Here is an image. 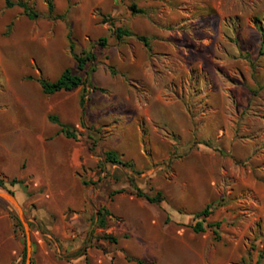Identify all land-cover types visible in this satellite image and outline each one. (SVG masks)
<instances>
[{"label":"rangeland","instance_id":"rangeland-1","mask_svg":"<svg viewBox=\"0 0 264 264\" xmlns=\"http://www.w3.org/2000/svg\"><path fill=\"white\" fill-rule=\"evenodd\" d=\"M21 1L38 15L0 0V264H264V0ZM66 67L83 108L37 80Z\"/></svg>","mask_w":264,"mask_h":264},{"label":"trees","instance_id":"trees-1","mask_svg":"<svg viewBox=\"0 0 264 264\" xmlns=\"http://www.w3.org/2000/svg\"><path fill=\"white\" fill-rule=\"evenodd\" d=\"M5 4L7 7H11L15 4L21 6L24 8L26 14L31 17L34 18L38 15L37 12L33 11L32 8L24 1L18 0L16 2H13L11 0H5ZM132 10H134L135 12H143L142 9H137L135 7V5H131ZM48 9L51 12L53 10V3L50 0L49 1V5H48ZM115 34L117 35L118 38H121L123 36L126 35H130L132 34L131 31H129L128 29H124L120 26L116 27L114 29ZM138 38L140 40H142L144 42L145 45H148V40L145 36L143 35H138ZM262 42L264 43V34H262ZM99 43L101 45H105L106 44V38L105 37H100L99 38ZM74 58L77 62V67L78 69L82 70L85 68L87 62H93L95 59V54L92 50H87V51H83L82 54H74ZM91 70H94V67L91 68ZM113 71V70H112ZM41 89L44 93L47 94H52L55 92H58L60 90H72L75 89L79 86H82V92L79 94V104L80 106L83 108L84 107V103H85V82H87L84 78H82L78 73L73 72V70L69 67H66L61 74L54 80H47L44 78H38L37 79ZM49 119L55 123H58L60 125V130L61 132H63L67 137H72L75 138L77 136L76 130L73 129L71 126H69L66 123H62L60 122V120L58 119L57 116L55 115H50ZM81 121H82V117H81ZM83 123V121H82ZM92 138V137H91ZM105 154V159L110 162V163H123L125 164V162H123L118 153L114 150H107L104 152ZM10 185H14V184H19L22 188V190L24 191L26 186L22 183L21 180L17 179V178H12L9 181ZM0 185H4V182L2 181V179L0 178ZM138 195L144 196L148 201L150 202H160L161 201V192L158 191L155 195H147L142 193L141 191L138 192ZM212 210H211V206L207 205L205 208H203L202 210L198 211L195 213L196 217L199 216H208L209 214H211ZM97 214V222L98 224L103 227L104 225H106V221H105V216L107 214H109V211L107 209H105L104 207L99 208L96 211ZM220 225V222H214V223H207V226L213 228L214 233L217 235L218 231H217V227ZM192 229L195 232H200V231H204L206 229V226L203 224L202 220H198L196 221L193 225H192ZM218 236V235H217ZM102 238L105 239H109L113 242L117 241V238L112 236V235H103ZM138 262H141V260H138Z\"/></svg>","mask_w":264,"mask_h":264},{"label":"crops","instance_id":"crops-1","mask_svg":"<svg viewBox=\"0 0 264 264\" xmlns=\"http://www.w3.org/2000/svg\"><path fill=\"white\" fill-rule=\"evenodd\" d=\"M31 170H32V169H31ZM31 170L27 167V169L20 171V173L23 174V175H24V174L31 175V173H32ZM13 171H14V173H17V172H18V171L16 172V168H14ZM35 171H36V173H37V169H35ZM23 175H22V176H23ZM13 178H17V177H13ZM17 179L21 180L22 183L24 184V182H23L22 179H20V178H17ZM14 185H15V184H14ZM25 186H26V185H25ZM4 195H6V194H4ZM6 196L8 197V195H6Z\"/></svg>","mask_w":264,"mask_h":264}]
</instances>
